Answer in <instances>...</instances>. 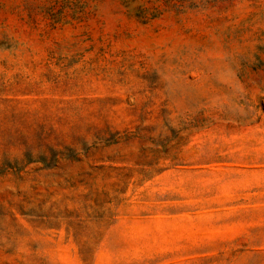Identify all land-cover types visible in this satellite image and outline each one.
Instances as JSON below:
<instances>
[{"label":"rangeland","instance_id":"1","mask_svg":"<svg viewBox=\"0 0 264 264\" xmlns=\"http://www.w3.org/2000/svg\"><path fill=\"white\" fill-rule=\"evenodd\" d=\"M0 264H264V0H0Z\"/></svg>","mask_w":264,"mask_h":264}]
</instances>
